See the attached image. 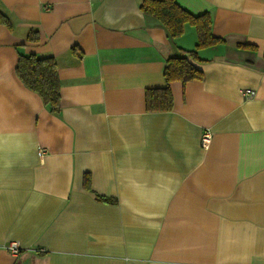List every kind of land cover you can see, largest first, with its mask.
<instances>
[{"label":"crops","instance_id":"1","mask_svg":"<svg viewBox=\"0 0 264 264\" xmlns=\"http://www.w3.org/2000/svg\"><path fill=\"white\" fill-rule=\"evenodd\" d=\"M141 2L0 0V264H264V0H176L222 39L184 83L163 69L194 27L171 38ZM18 49L55 59L57 113Z\"/></svg>","mask_w":264,"mask_h":264},{"label":"trees","instance_id":"2","mask_svg":"<svg viewBox=\"0 0 264 264\" xmlns=\"http://www.w3.org/2000/svg\"><path fill=\"white\" fill-rule=\"evenodd\" d=\"M141 11L155 17L165 28L171 38L180 36L184 24L194 27L196 43L193 49H181L177 56L167 57L163 69L165 81L180 80L182 83L201 79L202 72L189 60H200L197 49L210 46L222 41L211 33L212 16L209 12L197 15L182 8L176 0H142ZM0 23L12 28L10 19L0 12ZM36 32L30 30L27 40H35ZM74 50V49H73ZM79 54V53H77ZM15 72L29 89L37 92L42 102L50 112L59 111L60 80L57 74L55 59L51 56L43 57L33 52H22L18 49ZM148 110H167L171 108V94L169 87L147 89L145 94ZM88 179L85 182L88 183Z\"/></svg>","mask_w":264,"mask_h":264},{"label":"built area","instance_id":"3","mask_svg":"<svg viewBox=\"0 0 264 264\" xmlns=\"http://www.w3.org/2000/svg\"><path fill=\"white\" fill-rule=\"evenodd\" d=\"M244 94H249L250 91L249 89H245L243 91ZM210 138H211V133L209 130H205L202 132L201 134V138H200V144L202 147L206 148L209 145L210 142ZM44 152V149L39 147L38 148V154L42 155ZM6 249L11 252L12 254H16L18 252L19 249V243L15 240H11L9 242H7V244L5 245Z\"/></svg>","mask_w":264,"mask_h":264}]
</instances>
